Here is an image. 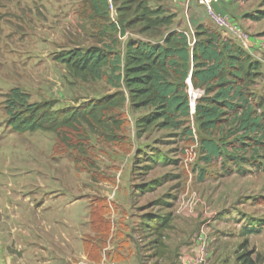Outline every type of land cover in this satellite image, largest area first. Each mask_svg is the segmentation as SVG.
Segmentation results:
<instances>
[{"label":"rangeland","instance_id":"1","mask_svg":"<svg viewBox=\"0 0 264 264\" xmlns=\"http://www.w3.org/2000/svg\"><path fill=\"white\" fill-rule=\"evenodd\" d=\"M146 1L173 14L174 26L190 35L193 21L214 26L187 0ZM82 2L0 0V264H183L203 237L205 264H239L245 239L256 264H264L263 171L242 164L247 177H226L221 161L204 163L199 146L181 130L137 127L148 112L143 109L119 111L124 126L114 141L102 131L59 139L8 123L5 96L12 88L29 103L51 101L56 110L116 91L104 80L72 77L56 59L96 43L90 22L78 17ZM214 9L264 39V18L249 17L264 12V0H217ZM112 36L122 53L128 39L145 37L137 27ZM252 57L262 75L250 88L261 94L264 47ZM162 219L168 220L164 228ZM244 227L259 231L245 236Z\"/></svg>","mask_w":264,"mask_h":264},{"label":"trees","instance_id":"2","mask_svg":"<svg viewBox=\"0 0 264 264\" xmlns=\"http://www.w3.org/2000/svg\"><path fill=\"white\" fill-rule=\"evenodd\" d=\"M111 7L115 21L110 19ZM78 17L90 22L96 43L64 51L56 59L72 77L104 80L116 91L75 108L56 110L53 102L29 103L26 93L12 88L5 103L8 123L15 131H47L59 139L67 132L88 136L102 131L114 141L124 126L119 111L127 106L148 111L136 120L141 130L155 124L191 136L185 84L189 77L193 87L204 90L193 115L204 163L220 158L225 174L244 173L242 164L264 172V92L256 94L250 88L262 75L259 60L205 23L193 21L190 35L174 26L173 14L151 8L146 0H83ZM249 17L260 20L264 12ZM135 27L145 37L128 39L123 53L115 50L117 40L112 34L124 36ZM203 178L201 170L199 179ZM167 222L162 219L160 227ZM247 243L245 239L239 246L237 262L256 264Z\"/></svg>","mask_w":264,"mask_h":264},{"label":"built area","instance_id":"3","mask_svg":"<svg viewBox=\"0 0 264 264\" xmlns=\"http://www.w3.org/2000/svg\"><path fill=\"white\" fill-rule=\"evenodd\" d=\"M216 1L217 0H187V3L199 5L203 9L206 17L212 22L216 29L221 32L224 38L244 43L247 40L246 32H244L240 26L234 24L229 16L221 14L214 9V3ZM111 10L113 11L112 7ZM190 33H193L192 29ZM193 41L194 38H192L191 43ZM185 84L190 114L188 123H191V126H189L192 131L191 137L193 138V144L194 146H198V137L192 124L194 123L193 115L195 113L196 102L204 94V90L193 87L189 77L186 79ZM205 240L206 238L203 237L202 244L196 252L190 251L183 256V264H205V258L207 256Z\"/></svg>","mask_w":264,"mask_h":264},{"label":"crops","instance_id":"4","mask_svg":"<svg viewBox=\"0 0 264 264\" xmlns=\"http://www.w3.org/2000/svg\"><path fill=\"white\" fill-rule=\"evenodd\" d=\"M204 23H206L207 25H209L208 23H207V21H204ZM209 26H211V25H209ZM214 27V26H213ZM247 34V33H246ZM235 43H237L238 45H240V46H242L249 54H251V55H253V53H255V51H257L258 49H260V48H263L264 46H263V44H264V39H263V37H261V38H255V37H253V36H250V35H248L247 34V40L244 42V43H241V42H238V41H234ZM146 114V113H145ZM144 115V114H143ZM142 116V115H141ZM159 160H160V158H158ZM218 161H221V159L219 158L218 160H213L212 161V163H210V164H214V163H219ZM221 163V162H220ZM219 163V164H220ZM246 171L244 172V173H238V172H232V173H229V174H224L226 177H231V175H235V174H238L241 178H245V177H247L249 174V172H247V168L244 166L243 167ZM260 171V170H259ZM235 210L234 209H232L231 211H230V213H232V214H230L231 215V217L233 216V212H234ZM221 216H223V214H221ZM220 216V218H222ZM258 228V227H257ZM257 228H250V229H253V230H256ZM259 229V228H258ZM247 230H249V228H245L244 227V229H243V232L244 231H247ZM242 232V233H243Z\"/></svg>","mask_w":264,"mask_h":264}]
</instances>
